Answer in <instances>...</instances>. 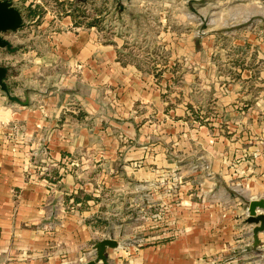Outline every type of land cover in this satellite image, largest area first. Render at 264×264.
<instances>
[{
	"label": "rangeland",
	"instance_id": "rangeland-1",
	"mask_svg": "<svg viewBox=\"0 0 264 264\" xmlns=\"http://www.w3.org/2000/svg\"><path fill=\"white\" fill-rule=\"evenodd\" d=\"M11 1L26 22L4 33L18 50L0 49L11 94L23 100L27 91L47 93L54 83L67 88L77 74L81 98L71 94L64 110L79 123L70 127L74 133L91 143L80 158L67 154L58 165L65 174L81 172L82 188L67 196L83 200L79 211L95 197L88 183L97 188L96 243L113 238L140 247L169 232L183 200L208 177L203 153L212 142L205 134L232 137L227 150L240 157L264 149V13L256 0ZM29 6L39 17L26 18ZM67 31L92 38L98 60L110 50L128 72L139 73L143 98L126 106L90 82L89 63L73 70L60 40ZM0 106L24 105L0 87ZM105 145L113 151L108 159L100 156ZM49 177L57 183L62 175Z\"/></svg>",
	"mask_w": 264,
	"mask_h": 264
},
{
	"label": "crops",
	"instance_id": "crops-1",
	"mask_svg": "<svg viewBox=\"0 0 264 264\" xmlns=\"http://www.w3.org/2000/svg\"><path fill=\"white\" fill-rule=\"evenodd\" d=\"M256 2L258 12L264 13L263 0ZM60 40L73 70L82 63L92 66L87 75L96 87L109 88L126 106L143 98L140 74L128 72L115 52L109 50L98 60V46L85 32L67 31ZM71 75L67 88L54 83L47 93L27 91L23 100L29 99L28 105L17 110L0 106V264H90L96 258L99 237L93 220L98 216L92 208L99 203L97 188L88 183L85 190L95 197L79 211L83 200L67 196L82 188L76 180L81 172L65 174L58 165L67 154L80 158L81 147L91 143L74 133L70 127L79 123L64 110L71 94L81 98L75 92L77 74ZM202 131L209 129L202 126ZM204 136L212 143L202 139L208 148L203 153L208 177L201 189L187 195L180 215L162 237L140 247L116 239L119 245L107 249L109 264H264V230L255 246L256 224L247 222L251 201L264 199V149L240 157L241 151L227 150L232 137L219 136L215 141ZM100 156L108 159L113 151L105 145ZM50 172L62 178L52 183Z\"/></svg>",
	"mask_w": 264,
	"mask_h": 264
},
{
	"label": "water",
	"instance_id": "water-1",
	"mask_svg": "<svg viewBox=\"0 0 264 264\" xmlns=\"http://www.w3.org/2000/svg\"><path fill=\"white\" fill-rule=\"evenodd\" d=\"M264 2V0H263ZM26 25L25 17L21 9L16 7L11 0H0V49L6 48L8 51L15 52L18 50L17 46L4 36V33L9 31L16 32ZM8 66L0 65V87L7 94L11 101H15L21 105H28L29 99L22 100L16 95H12L6 82L8 74ZM257 209L263 212L257 213ZM249 217L247 222L250 224H256L253 228V241L257 246L261 243L259 233L264 230V199L253 200L250 203ZM119 242L113 238H106L95 244L97 256L96 259L90 262V264H96L100 262L102 264H109L108 261V248H116Z\"/></svg>",
	"mask_w": 264,
	"mask_h": 264
},
{
	"label": "trees",
	"instance_id": "trees-1",
	"mask_svg": "<svg viewBox=\"0 0 264 264\" xmlns=\"http://www.w3.org/2000/svg\"><path fill=\"white\" fill-rule=\"evenodd\" d=\"M40 14L33 12L31 7H28V12L26 13V18L28 20H34L35 18L39 17ZM95 25L94 23L92 24V26Z\"/></svg>",
	"mask_w": 264,
	"mask_h": 264
}]
</instances>
